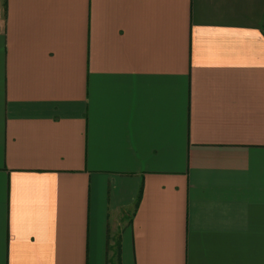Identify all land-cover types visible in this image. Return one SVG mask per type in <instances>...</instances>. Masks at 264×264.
Masks as SVG:
<instances>
[{
	"label": "crops",
	"instance_id": "1",
	"mask_svg": "<svg viewBox=\"0 0 264 264\" xmlns=\"http://www.w3.org/2000/svg\"><path fill=\"white\" fill-rule=\"evenodd\" d=\"M264 264V0H0V264Z\"/></svg>",
	"mask_w": 264,
	"mask_h": 264
},
{
	"label": "trees",
	"instance_id": "2",
	"mask_svg": "<svg viewBox=\"0 0 264 264\" xmlns=\"http://www.w3.org/2000/svg\"><path fill=\"white\" fill-rule=\"evenodd\" d=\"M120 242L116 243L115 249L113 251V256L109 260V264H121V248Z\"/></svg>",
	"mask_w": 264,
	"mask_h": 264
}]
</instances>
